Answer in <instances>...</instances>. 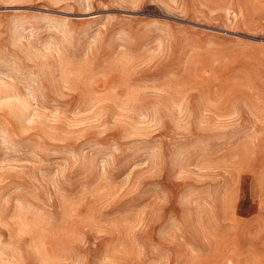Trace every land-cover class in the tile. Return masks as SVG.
I'll list each match as a JSON object with an SVG mask.
<instances>
[{"label": "rangeland", "instance_id": "1", "mask_svg": "<svg viewBox=\"0 0 264 264\" xmlns=\"http://www.w3.org/2000/svg\"><path fill=\"white\" fill-rule=\"evenodd\" d=\"M0 264H264V0H0Z\"/></svg>", "mask_w": 264, "mask_h": 264}]
</instances>
